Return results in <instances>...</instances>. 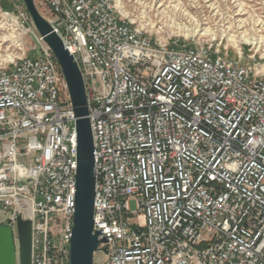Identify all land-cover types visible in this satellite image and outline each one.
<instances>
[{"label": "built area", "instance_id": "2783aa9c", "mask_svg": "<svg viewBox=\"0 0 264 264\" xmlns=\"http://www.w3.org/2000/svg\"><path fill=\"white\" fill-rule=\"evenodd\" d=\"M10 2L40 54L0 65V221L16 241L17 220L32 222V264H70L76 117L53 52ZM35 3L83 76L102 264H264V66L158 40L114 0Z\"/></svg>", "mask_w": 264, "mask_h": 264}, {"label": "rangeland", "instance_id": "374dc122", "mask_svg": "<svg viewBox=\"0 0 264 264\" xmlns=\"http://www.w3.org/2000/svg\"><path fill=\"white\" fill-rule=\"evenodd\" d=\"M20 1L22 2L15 0ZM114 1L117 7L158 40L178 39L182 43L213 44L231 57H242L246 63L264 66V44L256 48L247 42L264 35V0ZM22 5L25 8L23 3ZM40 13L45 18H50L44 9H40ZM17 23L14 8L11 11L5 10L0 0V54L14 53L15 57H31L34 42L29 36L17 31ZM30 24L33 25L32 20ZM11 35L12 40L2 41L3 38L10 39ZM234 40L241 50L235 47ZM19 43L22 50H19L20 46L17 47ZM0 63L4 65L7 62ZM129 208L136 212V201L131 200ZM0 218L4 219L3 216ZM103 261V255L96 253L95 264H102Z\"/></svg>", "mask_w": 264, "mask_h": 264}, {"label": "water", "instance_id": "95a60500", "mask_svg": "<svg viewBox=\"0 0 264 264\" xmlns=\"http://www.w3.org/2000/svg\"><path fill=\"white\" fill-rule=\"evenodd\" d=\"M31 20L43 41L50 47L63 73L76 117L78 141L76 171V209L70 248V264H95V254L106 240L94 232L95 205V146L89 119L88 100L81 70L65 47L62 39L38 10L35 0H22ZM39 57L40 42L31 36ZM107 249H104L106 252ZM0 264H32V222L17 220V241L10 220L0 221Z\"/></svg>", "mask_w": 264, "mask_h": 264}, {"label": "bare ground", "instance_id": "6f19581e", "mask_svg": "<svg viewBox=\"0 0 264 264\" xmlns=\"http://www.w3.org/2000/svg\"><path fill=\"white\" fill-rule=\"evenodd\" d=\"M156 6V5H155ZM263 24V23H262ZM2 28V27H1ZM13 36L11 35V38L10 39H5L3 38L2 41H9V40H12ZM16 39L14 38V41ZM16 42V41H15ZM247 42L251 45H254L256 48H260L262 46V44H264V35H260L259 38H256V39H249L247 40ZM234 45L236 48H238V50H241V47L240 45H238V42L236 40L233 41ZM20 46V47H19ZM19 47V50H22L21 49V44L19 43L18 46ZM258 50V49H257ZM16 58H19V57H15V54L14 53H10V54H6V55H1L0 54V61L1 62H9L10 60L12 59H16ZM1 64V63H0Z\"/></svg>", "mask_w": 264, "mask_h": 264}, {"label": "trees", "instance_id": "16d2710c", "mask_svg": "<svg viewBox=\"0 0 264 264\" xmlns=\"http://www.w3.org/2000/svg\"><path fill=\"white\" fill-rule=\"evenodd\" d=\"M21 2V1H20ZM23 3V2H21ZM1 4L5 10L11 11L13 10V4H11L8 0H1Z\"/></svg>", "mask_w": 264, "mask_h": 264}]
</instances>
